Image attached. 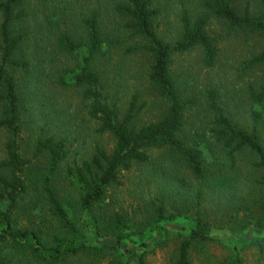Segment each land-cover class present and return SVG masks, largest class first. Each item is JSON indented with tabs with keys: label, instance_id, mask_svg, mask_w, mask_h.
I'll use <instances>...</instances> for the list:
<instances>
[{
	"label": "trees",
	"instance_id": "obj_1",
	"mask_svg": "<svg viewBox=\"0 0 264 264\" xmlns=\"http://www.w3.org/2000/svg\"><path fill=\"white\" fill-rule=\"evenodd\" d=\"M38 2L0 0V131L7 133L5 157L0 159V264H15L9 250L26 254L33 264H69L81 259L130 264L121 246L137 231L131 230L120 213L108 218L96 214L102 211L109 189L122 184L123 172L135 165H152L150 149L164 150L159 169L170 175L169 180H180L184 175L178 168L182 167L197 183L190 197L196 208L194 227L180 242L175 264H193L192 248L200 245L203 249L214 240L213 227L203 213L208 200L223 209V224L230 233L264 231V83L248 93L249 116L242 122L227 113L216 89L206 91L202 113L197 100L182 96L171 69L173 55L196 47L203 50L204 66L217 64L219 48L207 32L209 17L224 21L230 29L254 31L264 43V0H259L257 13L249 6L240 12L235 0H204L206 13H183L181 36L173 43L160 38L153 26L160 14L155 0L114 3V12L126 20L131 36L147 40L126 53L142 51L151 56L149 81L168 103L159 120L141 127L132 126L136 96L122 118L115 101L104 93V62L119 44L124 46V33H104L99 9L77 13L73 3L65 0ZM246 63L248 67L264 64V47ZM26 88L33 92L27 99L29 108L23 93ZM74 90L82 101L80 110L96 122V134L113 135L112 151L96 145L90 155L79 158L73 150L68 127L73 118L68 110L73 105L61 92ZM190 109L204 114L192 130L185 126ZM24 110L29 112L26 119ZM24 128L30 130L27 143H23ZM25 144L30 157L23 154ZM60 181L74 189L77 209L91 222L90 232L97 238L109 236L116 245H100L87 238L70 210L71 203L60 195ZM185 189L184 183L180 190L188 197ZM31 191L47 206L52 230L16 222L21 202ZM164 204L154 207L153 222L165 219ZM27 208L31 218L37 214L31 202L23 207ZM153 227L158 229L159 224ZM259 247L263 251L264 246ZM106 255L110 258H103ZM133 256L135 264H147L144 252ZM229 264H242L239 250L233 248Z\"/></svg>",
	"mask_w": 264,
	"mask_h": 264
},
{
	"label": "rangeland",
	"instance_id": "obj_2",
	"mask_svg": "<svg viewBox=\"0 0 264 264\" xmlns=\"http://www.w3.org/2000/svg\"><path fill=\"white\" fill-rule=\"evenodd\" d=\"M38 1L40 0H31V3L36 5ZM116 1L65 0L69 4L73 3V10L77 13L80 10L87 12L99 9L103 16L104 33H124L123 37L126 40L124 46L119 44L117 49L109 53V58L105 62L102 61L104 62L102 74L104 93L115 101L122 118L136 96L135 111L137 112L132 126L141 127L159 120L167 112L168 103L160 96L156 86L149 81L151 56L142 51L126 53L128 48L143 45L147 40L131 36L132 31L125 27L126 20L114 12ZM203 2L204 0H155V7L160 9V14L154 18L153 24L158 36L169 43L178 40L182 33L183 13L187 11L192 16L206 13ZM235 3L240 12H243L247 6L254 13L260 10L259 0H235ZM207 32L219 48V58L214 67L204 66L201 47L173 55L171 69L182 96L197 100L198 108L201 107V112L204 113L206 91L216 89L220 94V103L227 113L237 120L247 122L250 111L248 93L264 83V64L248 67L246 62L263 49L262 38L254 31L230 29L224 21L213 17H209ZM23 93L27 104L28 97L33 94L32 89L26 88ZM61 94V97L66 96L73 105L68 110L70 114H73L68 127L72 132L73 150H77L78 157L90 155L96 145L102 146L109 152L112 151L115 145L113 135L111 133L96 134L97 124L88 120L86 110L85 113L80 110L83 105L80 103L81 99L77 91H62ZM29 107L27 104V108ZM24 111L23 119H26L29 112ZM196 112L198 111L194 109L186 112L185 126L188 130L195 129L193 127L197 119L204 117V114ZM194 113H196L195 116ZM29 132L30 130L24 128L23 143L29 141ZM6 139L7 133L0 131V159L5 157ZM148 152L153 160L152 165H135L131 170L123 172L122 184L109 189L106 203L102 211L98 210L96 215H105L108 218L114 213H120L131 230L137 231L136 236L121 246L130 264H135L137 261L133 254L142 252L145 253L147 264H175L180 242L194 227L196 208L192 206L193 201L190 197L196 190L197 183L182 167L178 169L184 176L180 180H169L170 175L161 174L159 169V157L164 150L150 149ZM23 154L26 157L31 156V150H28L26 144ZM70 159H73V154ZM184 183L187 187L184 191H189L188 197L180 190V186ZM172 184L176 187L172 188ZM57 186L60 195L71 203L70 210L87 238L100 245H116L113 238L109 236L97 238L90 232L91 222L77 209L74 189L65 181L58 182ZM215 200L217 202L219 197ZM30 202L37 207V214L32 218L28 208L23 209L24 206L28 207ZM160 203L166 205V217L162 222H153L154 207ZM203 207L204 216L213 227L214 240L207 243L203 249L200 245L192 248L193 264H229L233 248L240 251L242 264H264V248L262 251L259 247V245L264 246V231L250 229L243 235L242 233L232 234L223 224V209L216 205L213 199L206 201ZM47 209L43 201L31 191L21 202V209L15 216L16 222L21 226H41L44 230L46 227L52 230L53 224L50 223L52 218ZM171 214L173 218L170 217ZM155 224H159L158 229L153 227ZM130 254L132 255L129 256ZM8 255L14 259L15 264H33L26 254L19 251L9 250ZM103 258H110V256L106 255ZM80 261L71 260L69 264H94L88 259ZM109 263L108 259L96 262V264Z\"/></svg>",
	"mask_w": 264,
	"mask_h": 264
}]
</instances>
